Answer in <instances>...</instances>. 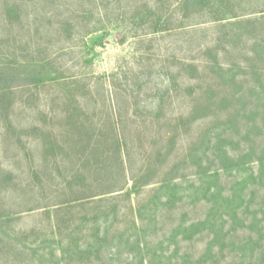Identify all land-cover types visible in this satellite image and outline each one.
I'll return each instance as SVG.
<instances>
[{
    "label": "trees",
    "instance_id": "16d2710c",
    "mask_svg": "<svg viewBox=\"0 0 264 264\" xmlns=\"http://www.w3.org/2000/svg\"><path fill=\"white\" fill-rule=\"evenodd\" d=\"M181 5L185 16L176 26L158 19L146 26L145 34L174 32L186 37L184 43L193 55L180 57L174 85L193 98L190 112L150 135L137 171L125 133L109 132L106 139L113 157L96 162L92 177L76 173L70 182L77 190L43 207L54 208L52 213L43 211L53 215L58 233L53 230L49 241L42 239L38 228L26 233L8 229L21 214L38 207L10 211L0 206V264H264V229L257 218L258 214L264 218V194L257 205L254 191L247 200V194L234 189L237 181L230 189L223 183L225 175L236 178L230 171L246 169L252 184L264 190L258 181L264 174V143L257 145L264 139V113L256 109L264 99H257V104L251 97H239L241 91L253 89L244 87L250 81L255 90H264L254 63L264 59L255 50L260 39L264 42V1L184 0ZM239 47H245L246 54L231 56ZM182 78L194 84L184 85ZM250 103L254 109L246 111ZM80 116L72 126L87 137L86 148L101 150L107 133H94ZM256 119L261 120L258 126L249 125ZM198 120L209 122L195 140L180 147L182 134L187 135ZM98 172L109 177H99ZM152 186L151 195L130 205V191L137 195ZM128 200L133 220L120 226V218H125L122 203ZM77 208L83 214L71 223ZM60 212L64 218L57 217ZM240 233L247 236L236 238Z\"/></svg>",
    "mask_w": 264,
    "mask_h": 264
},
{
    "label": "rangeland",
    "instance_id": "374dc122",
    "mask_svg": "<svg viewBox=\"0 0 264 264\" xmlns=\"http://www.w3.org/2000/svg\"><path fill=\"white\" fill-rule=\"evenodd\" d=\"M183 1L0 0V206L10 211L39 208L21 214L10 223L9 231L26 233L38 228L42 239H53V230L58 235L53 215L43 211L52 213L54 208L43 207L77 190L70 182L76 173L92 177L91 167L96 162L113 157L106 139L109 132L119 129L125 133L131 146V165L137 171L150 146V135L190 112L193 98L174 85L179 79L180 57L193 55L184 43L186 37L174 32L145 34L149 33L146 26L158 19H168L176 26L185 16ZM246 50L239 47L231 56H241ZM255 50L264 54L261 39ZM254 63L264 87V59ZM181 82L194 84L187 78ZM244 87L253 89L241 91L239 97H251L254 103L264 99V90H255L252 81ZM258 103L257 111L264 113V100ZM251 109L250 103L246 111ZM79 114L94 133H107L106 142H100L101 150L86 148L87 137L72 126ZM208 122L192 124L188 134H182L180 147L195 140ZM258 123L261 120L256 119L249 125ZM90 142L96 143V138ZM263 143L264 139H259L257 145ZM230 172L236 178L228 177L227 172L223 179L227 188L237 181L234 189L247 194V200L254 191L253 202L259 205L264 190L252 184L250 172ZM96 175L109 177L99 172ZM259 177L262 185L264 174ZM246 184L249 187L245 190ZM153 188L137 195L130 191V205L146 199ZM122 207L125 218H120V226H129L133 220L129 200ZM81 214L80 208L72 210L70 222H77ZM57 217L64 218V212ZM257 218L263 231L262 214ZM246 236L240 233L236 238Z\"/></svg>",
    "mask_w": 264,
    "mask_h": 264
}]
</instances>
